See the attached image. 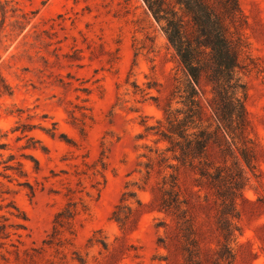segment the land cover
Returning a JSON list of instances; mask_svg holds the SVG:
<instances>
[{
  "label": "rangeland",
  "instance_id": "obj_1",
  "mask_svg": "<svg viewBox=\"0 0 264 264\" xmlns=\"http://www.w3.org/2000/svg\"><path fill=\"white\" fill-rule=\"evenodd\" d=\"M237 1L257 162L243 167L231 246L234 264H264V0ZM182 79L142 0H0V162L12 155L25 174L0 176V221L20 225L0 238V264H166L164 216L136 202L151 198L138 186L154 147L139 136ZM124 192L123 224L111 217Z\"/></svg>",
  "mask_w": 264,
  "mask_h": 264
},
{
  "label": "trees",
  "instance_id": "obj_2",
  "mask_svg": "<svg viewBox=\"0 0 264 264\" xmlns=\"http://www.w3.org/2000/svg\"><path fill=\"white\" fill-rule=\"evenodd\" d=\"M142 1L183 79L165 99L162 118L145 126V134L139 136H153L154 147L145 146L150 154L143 155L147 158L142 163L144 184L138 186L141 190L147 186L151 198L148 203L137 199V205L164 216L155 225L163 228L157 245L167 252L159 261L234 264L231 244L240 231L238 206L246 202L243 167L254 170L257 162L255 144L248 136L246 86L241 76L245 16L237 0ZM3 147L0 144V150ZM13 160L9 155L0 162L1 177L9 179L7 172L25 175L20 162L9 164ZM186 175L191 176L189 187L182 181ZM151 179L154 182L148 185ZM134 195L122 194L111 219L123 224L129 219L128 215L121 218V203ZM19 227L0 221V238H8L9 231Z\"/></svg>",
  "mask_w": 264,
  "mask_h": 264
}]
</instances>
